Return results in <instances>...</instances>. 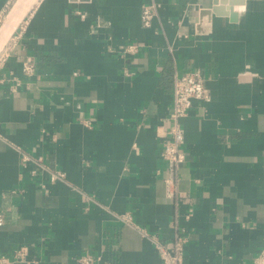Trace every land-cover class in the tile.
<instances>
[{
  "label": "crops",
  "instance_id": "0c3cea01",
  "mask_svg": "<svg viewBox=\"0 0 264 264\" xmlns=\"http://www.w3.org/2000/svg\"><path fill=\"white\" fill-rule=\"evenodd\" d=\"M12 1L0 0V17ZM232 1L36 2L0 62V254L161 264L156 241L172 251L185 234L184 264L253 262L264 250V0L235 16ZM134 42L138 52L122 50ZM189 71L211 100L183 119L172 198L161 153L174 74Z\"/></svg>",
  "mask_w": 264,
  "mask_h": 264
},
{
  "label": "built area",
  "instance_id": "2783aa9c",
  "mask_svg": "<svg viewBox=\"0 0 264 264\" xmlns=\"http://www.w3.org/2000/svg\"><path fill=\"white\" fill-rule=\"evenodd\" d=\"M160 4L152 2L144 4L141 11L142 24L150 27L154 18L158 15ZM141 45L138 43H128L122 47L124 52L136 53ZM3 59V58H2ZM1 62V61H0ZM25 74L32 75L35 71V64L26 60L23 64ZM1 81V78H0ZM19 84V83H18ZM194 100L210 101L211 93L206 87L205 80L199 71H189L184 73L176 72L173 81V101L170 115L171 127L170 138L164 143L162 157L167 163L164 182L167 195L174 197L177 194V171L186 159L184 149L185 129L183 119L187 117L192 108ZM28 155L24 156V160ZM42 162V159L39 158ZM65 174L57 171L52 174L53 179H63ZM120 219L127 224L132 223L130 215L122 214ZM4 224V214L0 212V226ZM146 234V233H144ZM156 240V239H155ZM188 237L185 234H178L174 240L173 250L170 251L164 244L156 241L158 251L161 256V264H184L185 245ZM28 250L26 247L16 249L12 255L0 254V264H16L18 261H26ZM77 264H108L100 256L92 254L81 255L77 259ZM251 264H264V250L253 260Z\"/></svg>",
  "mask_w": 264,
  "mask_h": 264
},
{
  "label": "bare ground",
  "instance_id": "6f19581e",
  "mask_svg": "<svg viewBox=\"0 0 264 264\" xmlns=\"http://www.w3.org/2000/svg\"><path fill=\"white\" fill-rule=\"evenodd\" d=\"M39 0H15L0 27V52Z\"/></svg>",
  "mask_w": 264,
  "mask_h": 264
},
{
  "label": "water",
  "instance_id": "95a60500",
  "mask_svg": "<svg viewBox=\"0 0 264 264\" xmlns=\"http://www.w3.org/2000/svg\"><path fill=\"white\" fill-rule=\"evenodd\" d=\"M70 1L71 2H89L90 0H70ZM227 2H228V0H215V4H219V3L225 4ZM234 3L235 4L237 3L239 5L237 7V9H233V11H232V14L235 16L237 14L236 10L240 11V10L243 9L244 0H234V1L231 2V4H234ZM200 16H201L202 20H204L205 17H208L209 18V22L211 23L212 10L211 9H201ZM208 27H209V24H208ZM205 30H207V29H205Z\"/></svg>",
  "mask_w": 264,
  "mask_h": 264
},
{
  "label": "rangeland",
  "instance_id": "374dc122",
  "mask_svg": "<svg viewBox=\"0 0 264 264\" xmlns=\"http://www.w3.org/2000/svg\"><path fill=\"white\" fill-rule=\"evenodd\" d=\"M14 1H15V0H13V1L11 2V4H10L9 7L7 8L6 12H4L3 15L0 17V27L2 26V24H3V22H4V19H5V17H6V15H7L8 11L10 10V8H11V6H12V4H13ZM25 20H26V18H25ZM25 20H24V21H25ZM23 24H24V22L21 23V25H23ZM21 25L18 27V29L21 27ZM18 29L15 31V33L12 35V37L7 41L4 50H2V51L0 52V61L2 60V58H3V56L5 55L6 51L10 48V46H11L12 43L14 42V40H15V38H16V33H17Z\"/></svg>",
  "mask_w": 264,
  "mask_h": 264
}]
</instances>
